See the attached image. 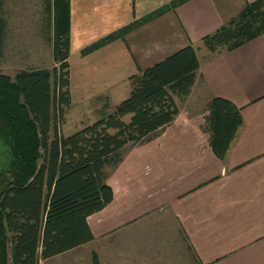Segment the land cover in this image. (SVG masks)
<instances>
[{
    "label": "crops",
    "instance_id": "0c3cea01",
    "mask_svg": "<svg viewBox=\"0 0 264 264\" xmlns=\"http://www.w3.org/2000/svg\"><path fill=\"white\" fill-rule=\"evenodd\" d=\"M171 1L69 0L70 35L77 33L83 48ZM249 1L253 0H188L123 38L79 54L78 63L89 59L91 65L86 63L79 71L85 81L78 96L83 95L82 101L91 102L92 107L81 110L72 106L76 90L69 87L71 103L60 126L64 135L93 122L105 99L114 107L125 98L130 75L188 43L195 46L199 77L206 88L199 95L200 109L192 112L177 99L175 120L125 155L107 178L113 191L111 202L87 218L94 238L81 246L167 209L197 264H264V32L212 56L200 43L204 34ZM3 16L0 72L13 76L22 68H52V26L45 22V13L33 36L23 39L21 45L15 41L12 51L7 44L5 0ZM6 62L12 72H4ZM198 86L199 80L190 94ZM211 95L231 100L241 108L243 118L223 159L213 153L204 128L205 104ZM73 110L75 116L69 117Z\"/></svg>",
    "mask_w": 264,
    "mask_h": 264
},
{
    "label": "trees",
    "instance_id": "16d2710c",
    "mask_svg": "<svg viewBox=\"0 0 264 264\" xmlns=\"http://www.w3.org/2000/svg\"><path fill=\"white\" fill-rule=\"evenodd\" d=\"M188 0H173L80 50L86 55ZM52 26V68L0 72V264H39L79 247L94 236L89 215L113 198L107 178L134 146L150 141L179 113L177 99L190 94L200 61L188 43L128 77L129 94L112 110L104 100L97 118L64 135L60 123L70 107L69 0H44ZM51 22V23H50ZM0 0V60L5 38ZM264 32V0L246 2L200 43L210 55L232 50ZM200 78V79H199ZM205 130L223 159L243 123L241 108L211 95ZM92 264H101L91 253Z\"/></svg>",
    "mask_w": 264,
    "mask_h": 264
},
{
    "label": "rangeland",
    "instance_id": "374dc122",
    "mask_svg": "<svg viewBox=\"0 0 264 264\" xmlns=\"http://www.w3.org/2000/svg\"><path fill=\"white\" fill-rule=\"evenodd\" d=\"M43 5L44 0H5V14L10 33L7 41L9 51L13 50L15 41L16 45H21L23 39H27L30 34L33 36L36 23L44 16ZM74 33L70 35L69 87L76 90L73 92L75 104L73 102L72 106L86 110L87 107H92V104L91 102L88 104L85 100L82 101L83 95L78 96L85 81V77L81 76L79 71L89 62V59L86 62L78 63L81 48L77 40V33ZM13 38L14 40H12ZM87 44L89 45V43ZM88 65L91 64L88 63ZM11 67L10 63H4V70H6L4 72H12ZM202 81L199 80L196 91L188 95L184 101H179L180 106H185L192 112L200 109L199 95L206 90ZM107 110H112V106ZM84 115L85 113L79 116L83 119ZM70 116H75L74 110L71 111ZM79 116H76L75 119ZM64 120L65 117L62 122ZM61 123L60 126L63 124ZM6 158V155L0 154V168ZM92 251L104 262L103 264H197L179 226L167 209L152 212L131 225L77 249H71L47 260H40L39 264H92Z\"/></svg>",
    "mask_w": 264,
    "mask_h": 264
}]
</instances>
